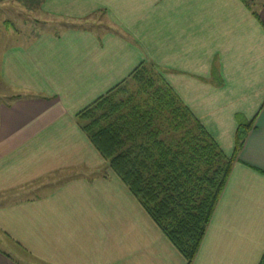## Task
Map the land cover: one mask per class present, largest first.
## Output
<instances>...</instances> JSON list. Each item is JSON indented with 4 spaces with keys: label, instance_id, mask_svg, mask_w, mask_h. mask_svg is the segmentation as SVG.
Returning a JSON list of instances; mask_svg holds the SVG:
<instances>
[{
    "label": "crops",
    "instance_id": "0c3cea01",
    "mask_svg": "<svg viewBox=\"0 0 264 264\" xmlns=\"http://www.w3.org/2000/svg\"><path fill=\"white\" fill-rule=\"evenodd\" d=\"M13 1L62 23L0 40V264H187L77 117L144 60L225 153L255 116L190 264H264V0Z\"/></svg>",
    "mask_w": 264,
    "mask_h": 264
},
{
    "label": "trees",
    "instance_id": "16d2710c",
    "mask_svg": "<svg viewBox=\"0 0 264 264\" xmlns=\"http://www.w3.org/2000/svg\"><path fill=\"white\" fill-rule=\"evenodd\" d=\"M81 128L190 264L255 116L231 154L149 60L78 115Z\"/></svg>",
    "mask_w": 264,
    "mask_h": 264
},
{
    "label": "rangeland",
    "instance_id": "374dc122",
    "mask_svg": "<svg viewBox=\"0 0 264 264\" xmlns=\"http://www.w3.org/2000/svg\"><path fill=\"white\" fill-rule=\"evenodd\" d=\"M13 3H15V1H13V0H0V40L1 41L4 39H8V40L12 39V38H8L6 35H7V33L13 32L15 29L16 30L19 29L22 32L30 33L31 32L30 30H34L37 28H47V29H53L54 28L56 30H59L61 28L60 25H58L59 23H62V21L60 19H57V18L49 16V15L44 16V14L40 11H39L40 14L38 15V13L35 14L32 11L30 12V11L17 10V9L9 8L10 6L14 7V5L16 3L15 4H13ZM98 12H101V11L99 10L96 13H98ZM99 16H100V13L93 15V17L91 16L93 18L92 21L97 20ZM37 20L39 22H42V23L40 25H37L36 24V23H38V22H36ZM75 22H78V21L74 20V19H68L67 20V23L78 24ZM32 32H34V31H32ZM238 119L240 121H242V120L247 121L248 120V118H246L245 116L240 115V114L238 115ZM8 243H9V247H12L14 250L15 246H13L12 243H10V242H8ZM0 246H3V243L1 241H0Z\"/></svg>",
    "mask_w": 264,
    "mask_h": 264
}]
</instances>
